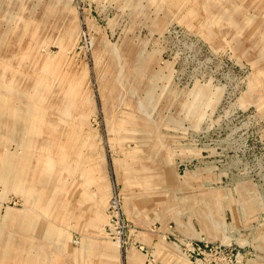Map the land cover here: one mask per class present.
I'll return each mask as SVG.
<instances>
[{
    "label": "rangeland",
    "instance_id": "obj_1",
    "mask_svg": "<svg viewBox=\"0 0 264 264\" xmlns=\"http://www.w3.org/2000/svg\"><path fill=\"white\" fill-rule=\"evenodd\" d=\"M0 264H264V0H0Z\"/></svg>",
    "mask_w": 264,
    "mask_h": 264
}]
</instances>
